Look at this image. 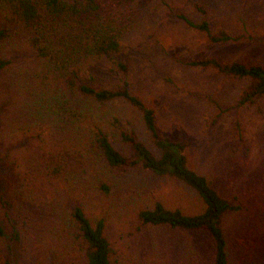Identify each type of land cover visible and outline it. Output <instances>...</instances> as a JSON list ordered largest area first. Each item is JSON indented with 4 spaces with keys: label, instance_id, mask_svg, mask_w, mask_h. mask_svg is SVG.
I'll return each mask as SVG.
<instances>
[{
    "label": "rangeland",
    "instance_id": "1",
    "mask_svg": "<svg viewBox=\"0 0 264 264\" xmlns=\"http://www.w3.org/2000/svg\"><path fill=\"white\" fill-rule=\"evenodd\" d=\"M99 1L123 15L117 57L129 66L132 91L154 109L159 133L184 143L189 167L241 206L222 219L230 264H264V95L237 110L232 105L244 80L184 63L214 56L264 64V0ZM195 3L207 10L213 33L239 39L212 42L189 27L178 13L199 21ZM0 27L8 34L0 41L8 61L0 70V264H86L66 229L76 205L92 222L103 219L113 264H213L205 230L144 223L138 216L156 201L199 213L204 203L194 189L140 166H110L91 144L99 125L127 154L118 133L134 130L158 154L140 113L123 101H81L40 66L29 31ZM85 67V76L113 84L106 58H91Z\"/></svg>",
    "mask_w": 264,
    "mask_h": 264
},
{
    "label": "trees",
    "instance_id": "2",
    "mask_svg": "<svg viewBox=\"0 0 264 264\" xmlns=\"http://www.w3.org/2000/svg\"><path fill=\"white\" fill-rule=\"evenodd\" d=\"M195 9L202 15L199 21H194L183 13H178V17L189 27L204 32L212 42L239 39L240 36H232L224 31L213 33L205 7L195 3ZM0 22L29 31V43L38 61L43 64L40 66L55 74L57 80L77 93L81 101L99 105L123 101L140 113L158 154L147 147L134 130H121L118 138L128 144L130 149L125 154L113 145L110 134L99 125L93 126L90 133L92 146L110 166H140L156 175L177 178L194 189L204 203V208L199 213L185 214L179 208L169 209L156 201L152 207L140 210L138 216L144 223L205 230L213 241V264H230L222 219L227 212L239 210L241 206L221 195L205 175L189 167L184 143L162 136L157 129L154 109L132 91L129 66L117 57L121 49L123 15L107 11L105 3L99 0H0ZM7 35V29L0 27V41ZM245 39L257 40L252 35ZM101 57L112 64L111 71L115 77L112 85H102L91 72L86 76L83 74L89 59ZM7 63L0 56V70ZM184 63L189 66L210 67L222 74L244 80L245 83L232 105L237 110L264 95L262 63L239 60L222 62L214 56L192 58ZM87 109L80 108L79 116ZM220 110L223 111L222 108ZM235 124L239 129L237 120ZM71 218L66 229L78 240L80 258L86 264H113L112 248L104 233L103 219L92 222L79 205L72 209ZM4 236L5 228L0 223V238Z\"/></svg>",
    "mask_w": 264,
    "mask_h": 264
}]
</instances>
